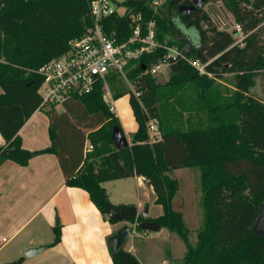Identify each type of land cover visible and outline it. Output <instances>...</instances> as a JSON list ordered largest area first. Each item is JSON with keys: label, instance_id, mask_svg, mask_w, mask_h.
<instances>
[{"label": "trees", "instance_id": "1", "mask_svg": "<svg viewBox=\"0 0 264 264\" xmlns=\"http://www.w3.org/2000/svg\"><path fill=\"white\" fill-rule=\"evenodd\" d=\"M88 2L0 0V135L4 140L0 145V164L11 160L25 166L35 155L54 154L66 185L86 190L103 214L105 205H116L110 202L101 183L141 176L152 187L155 203L162 208L159 216L146 220H154L159 229L165 227L180 236L186 247L185 264H264V237L251 229L264 200V96L248 95L257 77L264 94V0H222L235 23L247 34L241 45L235 44L230 32L218 29L203 7L186 15L178 13L179 5L191 4L193 0H162L157 5L154 0L123 1L128 11L141 14L143 23L154 20L161 42L186 48L189 56L202 62L211 60L207 69L215 74L212 78L199 74L183 60L171 62L172 81L180 82L192 73L209 90L222 74L235 75L232 100L205 102L210 126L199 125L184 132L162 130L161 139L150 142L146 128L148 115L158 119L161 130L156 97L160 84L153 75L144 73L142 65L148 67L161 59L165 51L160 48L143 55L128 72L135 80V90L141 92V103L131 93L129 97L137 123L129 146L118 150L113 144L112 128L119 121L109 111L100 82L91 92L66 100L61 111L53 105L45 107L50 145L33 151L25 149L18 132L40 108L38 89L43 77L38 69L65 52L68 41L79 37L90 24ZM129 22L127 13L113 14L107 18V30L123 28L125 32L119 34L123 39L129 32ZM182 27L197 33V43L179 37ZM120 82L116 75L107 77V84L115 91L113 98L129 92L119 86ZM253 114V130L249 131L252 125L249 118ZM98 155L100 163L96 165ZM244 158H248L247 165L252 167L249 174L225 167L228 161L246 162ZM178 168L197 169L200 174L203 214L195 245L189 241L182 213L173 208L178 181L169 172ZM253 175L258 177L255 182L249 179ZM240 190L251 206L246 221L248 229L236 245L229 247L222 245L218 205L224 191ZM134 217L131 220L136 219L138 227L144 219L140 215ZM53 232L50 245L60 241L59 222L53 226ZM111 257L113 264H140L123 247L111 251Z\"/></svg>", "mask_w": 264, "mask_h": 264}, {"label": "crops", "instance_id": "2", "mask_svg": "<svg viewBox=\"0 0 264 264\" xmlns=\"http://www.w3.org/2000/svg\"><path fill=\"white\" fill-rule=\"evenodd\" d=\"M192 38L195 40V36ZM218 81L236 90L235 85ZM255 81L256 97L263 98L260 79L257 77ZM45 110L37 109L20 128L18 134L23 148L33 151L50 145L49 118ZM56 110L59 111L57 107ZM3 144L0 135V145ZM131 179L136 185L139 180L147 184L141 176L112 180L114 191L121 189L123 194L116 200L106 188V181L101 183L112 204H131L128 192H124ZM146 206L148 217L161 214L151 213L152 207L145 201L138 202V212ZM57 222L61 226L60 241L50 245ZM121 224L123 222L111 223L86 190L66 185L54 154L35 155L25 166L11 160L0 164V264H113L108 238ZM40 246L44 247L34 255H25L27 250Z\"/></svg>", "mask_w": 264, "mask_h": 264}, {"label": "rangeland", "instance_id": "3", "mask_svg": "<svg viewBox=\"0 0 264 264\" xmlns=\"http://www.w3.org/2000/svg\"><path fill=\"white\" fill-rule=\"evenodd\" d=\"M162 0H158L161 3ZM156 4V5H157ZM203 10L210 16L213 23L220 30L232 32L235 26V21L230 11L225 7L222 0L209 2L205 0ZM120 12H124L123 8H119ZM183 32L189 35L192 40L196 32L192 28L183 27ZM178 36V35H177ZM233 36V35H232ZM237 41V37H233ZM190 41V40H189ZM195 42V40L193 41ZM241 45V43L238 42ZM155 82H159L156 97L158 99V113L161 121V132L163 131H179L184 132L199 125L210 126L211 122L206 113L205 102H228L234 96V89L223 85L218 81L219 79L231 85H235L234 74H224L221 78L215 80L212 86L208 89L203 88L202 82L198 78L193 77L192 73H188L185 80L180 82L172 81L170 73H160L153 76ZM254 82V80H252ZM134 79L129 76L126 79H121L119 86L123 90L128 89V93L113 98L115 105V118L119 121V125L123 130L128 140V146L131 144V134L136 131L137 123L132 113L129 102L130 93L132 92L131 83ZM256 84V81H255ZM255 84L248 90V95L256 97L258 90ZM134 88V86H133ZM104 91H110L114 97V89L107 84ZM205 97V98H204ZM259 98V97H256ZM107 102L111 101V96L106 94ZM60 111L62 106H57ZM245 117H247L245 115ZM252 124L249 128L253 130L254 114L249 118ZM246 121V120H245ZM244 122V121H243ZM262 126V122H259ZM250 145V141L248 142ZM88 143V148H89ZM245 159V158H244ZM246 162L242 161H228L225 167L236 172L250 173L251 168ZM95 163H100V156L95 158ZM250 163V162H249ZM171 177L178 181V189L173 197V208L182 213L183 223L188 230V238L191 244L195 245L197 242V232L202 225V206H201V181L200 174L197 169L192 168H178L169 172ZM252 182H255L258 177L249 176ZM114 181H106L105 186L110 190L112 198L120 199L123 194L122 190L114 191ZM136 185L134 179H131L127 184L124 192L129 195L130 205L137 206L139 201H145L151 205V213H162V208L155 203V194L152 187L144 181L139 180ZM118 205V204H113ZM220 214V235L222 238V245L234 246L247 234V216L251 210V206L243 194V190L237 193L224 191L220 197L219 202ZM135 216L134 218H136ZM136 220V219H135ZM135 220H131L128 226L131 230V236L123 245V248L135 255L140 264H185L184 255L186 247L180 236L170 231L168 228L162 227L159 231L139 230ZM125 223L121 224L122 227ZM242 264V263H241Z\"/></svg>", "mask_w": 264, "mask_h": 264}, {"label": "built area", "instance_id": "4", "mask_svg": "<svg viewBox=\"0 0 264 264\" xmlns=\"http://www.w3.org/2000/svg\"><path fill=\"white\" fill-rule=\"evenodd\" d=\"M123 1L89 0L90 24L79 37L68 41L65 52L38 69V73L43 77L38 89L41 96L40 108L50 105L55 108L62 106L72 96L89 93L102 82L103 98L109 111L114 114L113 97L110 91H104L107 87V77L116 75L127 80L128 72L135 66L136 61L146 53L160 48L165 51L163 57L148 67L144 65V73L153 76L166 73L171 62L183 60L199 74L214 77L215 74L207 69L211 60L202 62L199 58L189 56L186 48L181 49L176 45L161 42L157 37L154 20L143 23L141 14L128 11ZM154 3L157 4L158 0H154ZM119 8H123L124 12H120ZM126 13L130 20L129 32L121 39L119 34L125 31L123 28L108 31L107 18L113 14L122 16ZM231 35L237 37L235 44H242L247 34L240 25L235 24ZM133 86L134 82L131 83V94L140 101L141 92ZM106 94L111 96L110 102L105 99ZM146 128L150 142L161 139L157 118L148 115Z\"/></svg>", "mask_w": 264, "mask_h": 264}, {"label": "water", "instance_id": "5", "mask_svg": "<svg viewBox=\"0 0 264 264\" xmlns=\"http://www.w3.org/2000/svg\"><path fill=\"white\" fill-rule=\"evenodd\" d=\"M205 4V0H193L191 4H182L177 7L179 14H190L197 8H202ZM181 33L179 34L180 38H188L191 42L194 39H190L189 35L183 32V27L181 28ZM195 42L197 43V33L194 34ZM197 45V44H196ZM145 66L142 65V69ZM111 138L113 141L114 146L118 150H123L126 146H128V140L126 135L124 134L123 130L119 125H113ZM104 213L108 217L109 220L116 221V222H124L125 224L120 227L112 236L108 238V245L111 251H116L123 246V244L130 238L131 230L128 226L131 218L133 216L140 215L144 220L139 222L138 227L142 230L146 231H159V227L154 220H146L148 217V207L146 206L142 211L138 212L137 206L129 205V206H112V205H105ZM252 231L262 237H264V200L260 204L259 214L255 219L252 227ZM44 246H40L37 248H32L25 252L26 256H32L38 251H40Z\"/></svg>", "mask_w": 264, "mask_h": 264}, {"label": "flooded vegetation", "instance_id": "6", "mask_svg": "<svg viewBox=\"0 0 264 264\" xmlns=\"http://www.w3.org/2000/svg\"><path fill=\"white\" fill-rule=\"evenodd\" d=\"M186 39H188V38H186Z\"/></svg>", "mask_w": 264, "mask_h": 264}]
</instances>
